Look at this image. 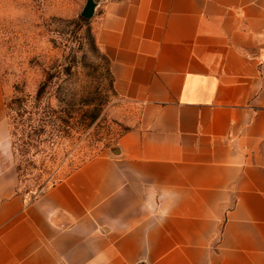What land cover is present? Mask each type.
Returning <instances> with one entry per match:
<instances>
[{
  "label": "crops",
  "instance_id": "obj_1",
  "mask_svg": "<svg viewBox=\"0 0 264 264\" xmlns=\"http://www.w3.org/2000/svg\"><path fill=\"white\" fill-rule=\"evenodd\" d=\"M93 35L136 122L33 198L0 156V264H264V0H107Z\"/></svg>",
  "mask_w": 264,
  "mask_h": 264
},
{
  "label": "rangeland",
  "instance_id": "obj_2",
  "mask_svg": "<svg viewBox=\"0 0 264 264\" xmlns=\"http://www.w3.org/2000/svg\"><path fill=\"white\" fill-rule=\"evenodd\" d=\"M105 1L92 0V14L86 16L87 0H0L6 120L11 114L18 122L25 119V130L14 135L18 149L13 154L9 136L10 149L0 150V156L15 169L18 188L27 198L86 159L113 150L136 122L137 108L115 92L109 61L94 41L93 17ZM42 82L38 101L34 95ZM18 95L26 102L21 116L14 101ZM44 115L47 123L41 129Z\"/></svg>",
  "mask_w": 264,
  "mask_h": 264
},
{
  "label": "trees",
  "instance_id": "obj_3",
  "mask_svg": "<svg viewBox=\"0 0 264 264\" xmlns=\"http://www.w3.org/2000/svg\"><path fill=\"white\" fill-rule=\"evenodd\" d=\"M43 89H44V83L42 82V83H40L38 85L37 91H36V93L34 95V98L37 99L38 101L40 100V97H41V94L43 92ZM24 100H25V96H22V95H18L14 99L16 107L18 109L16 111L17 115L21 116V115L24 114L23 111H22L23 109H25L24 105H26L25 104L26 102ZM33 106H38V105H37V103H35ZM9 117H10V120L8 122L9 123V136H10L11 148H12V151H13V154H14L15 153L14 152L15 149L16 148L18 149V147H16L17 142L14 139V135H15L16 130H18L20 128L22 130H25V126H24L25 125V123H24L25 119L21 118L22 119L21 122H18V121H16L14 119L15 118L14 114H11ZM45 123H47V118L44 115V116L40 117V124L38 126L42 129L45 126ZM40 128H35L36 129L35 132H38L37 130H40ZM20 146L22 147V144H19V149H21ZM15 167H16V169L19 168V162L18 161H17V163H15Z\"/></svg>",
  "mask_w": 264,
  "mask_h": 264
},
{
  "label": "water",
  "instance_id": "obj_4",
  "mask_svg": "<svg viewBox=\"0 0 264 264\" xmlns=\"http://www.w3.org/2000/svg\"><path fill=\"white\" fill-rule=\"evenodd\" d=\"M92 9H93L92 0H87L86 4L82 10V14L88 16V15L92 14Z\"/></svg>",
  "mask_w": 264,
  "mask_h": 264
}]
</instances>
